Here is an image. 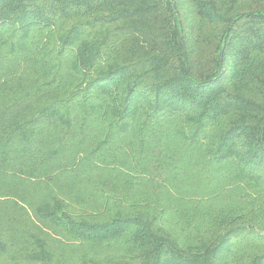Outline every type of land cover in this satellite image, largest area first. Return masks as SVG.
<instances>
[{
	"label": "trees",
	"instance_id": "obj_1",
	"mask_svg": "<svg viewBox=\"0 0 264 264\" xmlns=\"http://www.w3.org/2000/svg\"><path fill=\"white\" fill-rule=\"evenodd\" d=\"M0 264H264V0H0Z\"/></svg>",
	"mask_w": 264,
	"mask_h": 264
}]
</instances>
